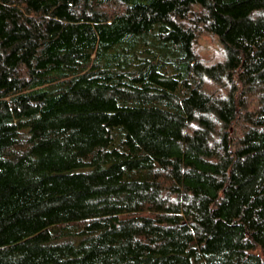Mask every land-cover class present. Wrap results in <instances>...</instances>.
Segmentation results:
<instances>
[{"label": "trees", "instance_id": "1", "mask_svg": "<svg viewBox=\"0 0 264 264\" xmlns=\"http://www.w3.org/2000/svg\"><path fill=\"white\" fill-rule=\"evenodd\" d=\"M57 1L0 0V264H264V0Z\"/></svg>", "mask_w": 264, "mask_h": 264}, {"label": "rangeland", "instance_id": "2", "mask_svg": "<svg viewBox=\"0 0 264 264\" xmlns=\"http://www.w3.org/2000/svg\"><path fill=\"white\" fill-rule=\"evenodd\" d=\"M91 0H58L57 1V14L59 17L67 20H79L81 13L90 4ZM112 8L117 6L116 3L111 4ZM22 8L29 14H42L44 11L40 10L31 1L25 2ZM133 16V15H132ZM197 51L201 58L209 63L211 61L219 60L222 58V50L219 43L215 38L203 35L198 43ZM209 89L214 92L219 88V86L208 82Z\"/></svg>", "mask_w": 264, "mask_h": 264}]
</instances>
